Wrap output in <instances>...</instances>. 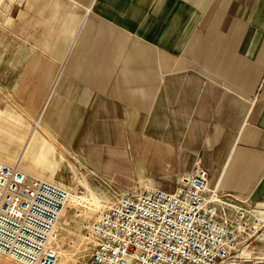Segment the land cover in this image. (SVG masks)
I'll list each match as a JSON object with an SVG mask.
<instances>
[{
	"label": "crops",
	"instance_id": "obj_1",
	"mask_svg": "<svg viewBox=\"0 0 264 264\" xmlns=\"http://www.w3.org/2000/svg\"><path fill=\"white\" fill-rule=\"evenodd\" d=\"M0 5L4 110L39 117L30 162L58 165L50 140L85 163L136 165L166 191L200 167L262 210L264 250V0Z\"/></svg>",
	"mask_w": 264,
	"mask_h": 264
},
{
	"label": "built area",
	"instance_id": "obj_2",
	"mask_svg": "<svg viewBox=\"0 0 264 264\" xmlns=\"http://www.w3.org/2000/svg\"><path fill=\"white\" fill-rule=\"evenodd\" d=\"M71 198L62 185L0 159V253L20 264H59L60 227ZM227 199L197 167L173 191L127 190L85 224L93 242L76 264H264L251 241L261 219Z\"/></svg>",
	"mask_w": 264,
	"mask_h": 264
},
{
	"label": "rangeland",
	"instance_id": "obj_3",
	"mask_svg": "<svg viewBox=\"0 0 264 264\" xmlns=\"http://www.w3.org/2000/svg\"><path fill=\"white\" fill-rule=\"evenodd\" d=\"M4 10L5 7L0 5V21ZM7 43V34L0 24V65L6 55ZM6 100V96L0 90V159L6 162L16 161L20 151L15 148H20L22 142H26L29 137L30 129L35 128V132L24 152L25 156L21 162L22 167L28 172L62 185L71 192V198L72 196L75 197L74 199L85 196L83 201L78 200L76 203L69 200L63 209L59 222L61 231L59 264H76L78 261L87 260L91 254L93 242L87 237L85 224L113 205L127 190L161 188L159 187V181L148 179V175V178L143 174L140 177L139 169L136 172V165H131V167L127 164L118 165L114 159L111 161L108 157L97 160L99 163L96 164L94 162L85 163L82 160L68 156L66 154L67 150H56L55 145L50 140L48 146H50L53 153L50 155L49 160H53L54 156H57L58 165L46 164V159L44 161L41 159L38 164L30 162L28 157L32 139L37 135V130L41 131L37 126L36 119L38 116L36 117L34 113L29 112H24L27 113V116H25L23 113L17 114L16 112L5 111L4 108L8 107ZM28 119L35 120L36 125H33ZM170 183L172 184L171 191L179 184L178 180ZM247 210L252 215H258L255 209L247 207ZM256 238L257 234L252 237L251 241H254L253 243L258 248L262 247L263 240L261 238L256 240ZM0 264L20 263L0 253Z\"/></svg>",
	"mask_w": 264,
	"mask_h": 264
},
{
	"label": "bare ground",
	"instance_id": "obj_4",
	"mask_svg": "<svg viewBox=\"0 0 264 264\" xmlns=\"http://www.w3.org/2000/svg\"><path fill=\"white\" fill-rule=\"evenodd\" d=\"M36 121H37V124H39V117L36 119ZM30 133H29V137L27 138V140H26V142H25V145H24V147H23V149L20 151V153H19V157H18V160H20V162H22V159L24 158V156H25V154H24V152H25V150H26V147L28 146V143L30 142V139H31V137H32V135L34 134V132H35V128H31L30 129ZM70 194H71V192H70ZM75 197H73L72 196V198L71 199H69V200H71V201H73V202H77L78 200H84L85 199V196H80V197H78V198H76V199H74ZM245 209H247V208H245ZM258 213H263L262 212V210H258L257 211Z\"/></svg>",
	"mask_w": 264,
	"mask_h": 264
}]
</instances>
